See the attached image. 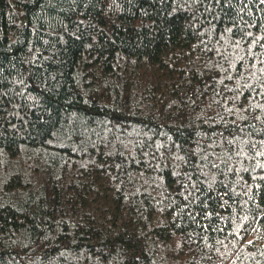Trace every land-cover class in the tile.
<instances>
[{
    "label": "trees",
    "instance_id": "obj_1",
    "mask_svg": "<svg viewBox=\"0 0 264 264\" xmlns=\"http://www.w3.org/2000/svg\"><path fill=\"white\" fill-rule=\"evenodd\" d=\"M0 264H264V0H0Z\"/></svg>",
    "mask_w": 264,
    "mask_h": 264
}]
</instances>
